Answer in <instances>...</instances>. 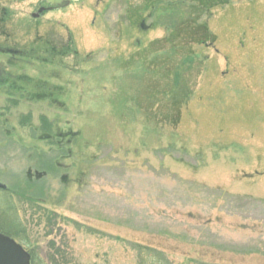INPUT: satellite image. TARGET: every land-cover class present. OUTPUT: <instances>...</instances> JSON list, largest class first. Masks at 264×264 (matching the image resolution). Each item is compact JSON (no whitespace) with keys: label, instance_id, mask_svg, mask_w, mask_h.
<instances>
[{"label":"rangeland","instance_id":"1","mask_svg":"<svg viewBox=\"0 0 264 264\" xmlns=\"http://www.w3.org/2000/svg\"><path fill=\"white\" fill-rule=\"evenodd\" d=\"M177 1L33 18L43 0H0V47L16 51L0 53V224L35 264H139L135 245L264 264V0L201 15L215 40L191 46L174 121L184 94L156 105L164 83L136 55L167 38L174 6L157 10Z\"/></svg>","mask_w":264,"mask_h":264},{"label":"trees","instance_id":"2","mask_svg":"<svg viewBox=\"0 0 264 264\" xmlns=\"http://www.w3.org/2000/svg\"><path fill=\"white\" fill-rule=\"evenodd\" d=\"M228 1L230 0H181V2H174V5L170 2L164 9H158L157 12L161 17L169 7L174 6L169 9L168 13L180 17L175 18L168 15L169 19L173 21L170 25L171 33L169 32L167 38L151 43L149 48L138 52L136 55L137 61L144 64L149 70L154 69L156 81L158 80V82L164 83L161 84L162 86L160 87L155 86V88L163 89L162 92H160V102L159 99L157 100L158 96L155 98L156 105L159 106V103L163 104L162 101L166 98L165 95L176 97L177 93L184 94L179 102L175 104V108L172 112L171 118L173 117L174 121L177 118V114H179L180 105L183 103L185 104L193 90L191 85L193 80L189 79L191 76L187 74L185 69V62L187 60L196 59L195 52L190 50L191 46L194 44H208L215 40V37L209 32L206 23L201 22V15L207 13L208 8L213 4L226 5ZM149 2L153 3L151 5L154 6L159 0H149ZM158 23H161V20ZM163 26L165 25L163 24ZM9 37H11V35H9ZM186 41L189 47L186 46ZM165 72H170L171 74L165 75ZM6 212L8 211L6 210ZM0 232L17 241L21 240L17 234L18 231H16L14 227L12 229H7L0 224ZM134 248L138 253L139 264H173L161 251L143 245H135ZM60 253L61 252H58V254ZM66 259L67 257L64 260ZM32 264H35V261L32 262Z\"/></svg>","mask_w":264,"mask_h":264},{"label":"water","instance_id":"3","mask_svg":"<svg viewBox=\"0 0 264 264\" xmlns=\"http://www.w3.org/2000/svg\"><path fill=\"white\" fill-rule=\"evenodd\" d=\"M52 8L61 9L68 7L71 2L79 0H43ZM46 8L40 9L39 13L33 14L34 18L39 17ZM1 189H7V186L0 183ZM31 254L16 240L0 232V264H31Z\"/></svg>","mask_w":264,"mask_h":264},{"label":"flooded vegetation","instance_id":"4","mask_svg":"<svg viewBox=\"0 0 264 264\" xmlns=\"http://www.w3.org/2000/svg\"><path fill=\"white\" fill-rule=\"evenodd\" d=\"M48 8V7H47ZM50 8V7H49ZM1 52H3V53H6V52H9V53H11L12 55H15V52L16 51H12L11 49H9V48H2V47H0V53ZM0 81H1V79H0ZM6 88H8V86L6 87ZM11 88V87H10Z\"/></svg>","mask_w":264,"mask_h":264}]
</instances>
